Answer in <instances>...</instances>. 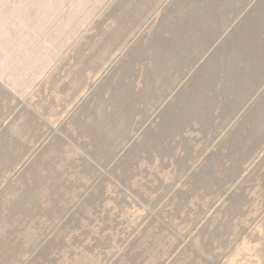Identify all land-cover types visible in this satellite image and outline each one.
<instances>
[{
	"label": "crops",
	"instance_id": "obj_1",
	"mask_svg": "<svg viewBox=\"0 0 264 264\" xmlns=\"http://www.w3.org/2000/svg\"><path fill=\"white\" fill-rule=\"evenodd\" d=\"M0 264H264V0H0Z\"/></svg>",
	"mask_w": 264,
	"mask_h": 264
}]
</instances>
